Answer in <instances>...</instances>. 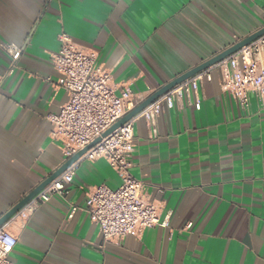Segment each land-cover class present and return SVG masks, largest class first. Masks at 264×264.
Wrapping results in <instances>:
<instances>
[{"label": "crops", "instance_id": "1", "mask_svg": "<svg viewBox=\"0 0 264 264\" xmlns=\"http://www.w3.org/2000/svg\"><path fill=\"white\" fill-rule=\"evenodd\" d=\"M263 26L264 0H0V217L65 162L50 121L69 98L53 85L61 33L97 53L118 92L130 87L143 101ZM8 43L21 48L12 73ZM221 82L216 68L196 95L164 103L156 131L144 117L135 123L131 172L166 225L104 241L87 191L122 179L104 158L83 160L66 196L9 225L10 259L264 264V95L249 92L243 108Z\"/></svg>", "mask_w": 264, "mask_h": 264}, {"label": "built area", "instance_id": "2", "mask_svg": "<svg viewBox=\"0 0 264 264\" xmlns=\"http://www.w3.org/2000/svg\"><path fill=\"white\" fill-rule=\"evenodd\" d=\"M59 41L60 48L53 56V63L60 76L53 85L64 88L69 98L60 111L50 117L52 135L61 141L65 161L96 139L101 140L0 227V264H15L10 259V253L17 243V237L9 225L16 219L25 222L41 203L49 201L53 195L66 196L83 160L104 158L122 179L117 188L100 184L87 191L84 209L98 224L104 241L115 242L126 235H139L148 227L166 225L161 220L159 206L147 199L144 183L131 172L130 157L135 150V123L139 117H144L156 131L157 116L163 104L172 107L176 97L196 95L201 81L211 79L212 71L216 68L221 72L222 90L231 93L243 108L249 105V92L264 95L263 35L218 64L174 86L110 134L103 136L142 100L130 87L124 86L117 91L110 70L96 64V52L73 42L67 33H61ZM1 48L12 58L9 70L12 73L21 48L13 43L1 44ZM195 106L200 108L199 100H196ZM77 210L78 207L72 205L69 218Z\"/></svg>", "mask_w": 264, "mask_h": 264}, {"label": "water", "instance_id": "3", "mask_svg": "<svg viewBox=\"0 0 264 264\" xmlns=\"http://www.w3.org/2000/svg\"><path fill=\"white\" fill-rule=\"evenodd\" d=\"M264 35V26L257 31L251 33L244 39H241L234 43L233 45L227 47L220 53L214 55L210 59H207L206 61L200 63L199 65L193 67L192 69L182 73L175 79L169 81L164 86L160 87L158 90H156L154 93H152L148 98L143 100L141 103H139L135 108H133L127 115H125L121 120H119L116 124H114L110 129H108L103 136H106L110 134L112 131L117 129L119 126H121L123 123H125L127 120L138 114L140 111H142L145 107H147L149 104H151L153 101L158 99L160 96L164 95L168 91H170L174 86L180 84L181 82L185 81L186 79L194 76L195 74L218 64L222 60L226 59L231 54L237 52L240 50L243 46L250 44L251 42L257 40L261 36ZM101 138L96 139L94 142H92L90 145H88L85 149L79 151L75 155H73L71 158H69L67 161H65L58 169H56L53 173H51L48 177H46L42 182H40L36 187H34L28 194H26L20 201H18L9 211L4 213L0 217V227L7 222L11 217H13L26 203H28L33 197H35L42 189H44L50 182H52L54 179H56L58 176H60L73 162H75L86 150H88L90 147H92L94 144H96L98 141H100Z\"/></svg>", "mask_w": 264, "mask_h": 264}]
</instances>
